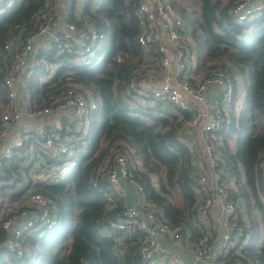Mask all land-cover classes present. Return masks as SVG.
I'll use <instances>...</instances> for the list:
<instances>
[{
	"label": "trees",
	"instance_id": "1",
	"mask_svg": "<svg viewBox=\"0 0 264 264\" xmlns=\"http://www.w3.org/2000/svg\"><path fill=\"white\" fill-rule=\"evenodd\" d=\"M140 1L88 0L82 17L75 15L74 6L69 19L81 26L87 18L106 33L102 60L58 65L72 56L55 49L40 53L42 59L29 84L33 109L49 105L52 96L65 90L68 77L92 92L99 109L92 120L88 152L65 181H40L31 164L23 166L27 146L4 161L0 171V264H143L139 248L145 234L132 226L111 225L124 219L128 199L103 174L99 185L93 184L98 169L113 157L117 143L122 145L131 178L143 185L148 202L162 212V220L179 229V239L189 238L196 248L212 243L198 216L202 200L193 161L201 147L193 146L188 132L191 113L167 99L139 97L128 90L132 80L142 87L149 80L147 70L159 71L162 58L159 49L146 53L139 42L141 26L136 12ZM172 1L192 25L198 69L222 66L235 85L229 127L218 132L223 141L219 150L222 165L238 187L237 192L230 190V198L245 204L247 216L237 207L244 245L237 242L226 263L264 264V11L251 21L238 23L231 13L238 0H196L191 4L200 6V16L190 20L179 2ZM54 5L55 0L0 1V132L1 114L9 103L4 77L13 59L5 54L4 46L15 36L25 38L36 31L44 21L43 14ZM53 65V76L44 81ZM238 75L243 78L242 91ZM35 191L54 199L57 225L27 233L22 240L27 251L20 256L5 245L9 232L4 223L13 213L2 215L1 209L6 201L12 203Z\"/></svg>",
	"mask_w": 264,
	"mask_h": 264
},
{
	"label": "built area",
	"instance_id": "2",
	"mask_svg": "<svg viewBox=\"0 0 264 264\" xmlns=\"http://www.w3.org/2000/svg\"><path fill=\"white\" fill-rule=\"evenodd\" d=\"M69 1L72 11L75 6V15L82 17L88 0ZM263 11L264 0H238L231 8L238 23L251 21ZM57 14L54 5V9L50 8L43 14L44 21L36 31L29 32L25 38L15 36L4 46L5 54L11 55L13 59L4 77L9 103L1 114L0 132V171L6 159L27 146L23 155L32 159H26L23 166L25 163L31 164L34 175L40 181L54 184L65 181L80 163L83 150L89 144L92 120L99 109V102L89 89L81 88L80 84L68 77L65 90L52 96L49 105L33 109L29 84L35 65L42 59L40 53L52 49L72 56L63 59L58 65L89 64L95 59L104 58L106 45V33L87 18L78 26L69 19L70 16L61 23ZM136 14L141 26L138 37L140 44L146 53L159 49L162 58L158 63L159 71L151 67L147 70L149 80L142 87L132 80L128 90L139 97L167 99L182 111L191 113L187 126L192 135L195 126L200 125L204 153L200 152L196 160L198 163L205 156L209 164L199 169L198 173L194 170L199 183L197 191H205L200 212L209 214L215 206L214 196L209 193L213 182L220 216L231 231L222 238L218 256L209 258V262L225 264L228 261L226 256L237 244L236 239L233 240L232 231H238L244 236V227L236 213L237 204L230 198L228 183L220 173L223 165L218 132L227 129L231 121L234 82L222 66L207 71L198 69L199 58L192 49V25L172 0H141ZM33 59L36 60L35 65L31 64ZM50 67L48 70L51 73L43 78L44 81L53 76L56 66ZM238 78L239 75L237 81ZM113 149V157H108L107 165L98 169V177L93 184L98 186L99 175L103 174L112 187L122 194L124 179L133 183L141 196L138 204L129 202L126 205L123 220L112 222L111 225L118 228L132 226L145 234L139 248L143 264H196L172 252L164 243V238H181L179 229L170 227L162 220V212L155 204L148 202L143 185L131 178L122 145L117 143ZM209 172L214 173L213 180ZM57 210L51 196L37 191L26 193L20 209H14L13 216L4 223L9 232L5 245L23 256L27 251L22 241L24 236L34 228L57 225ZM208 253L209 250L204 246L197 248L199 259L210 257ZM226 264L240 263L231 261Z\"/></svg>",
	"mask_w": 264,
	"mask_h": 264
},
{
	"label": "crops",
	"instance_id": "3",
	"mask_svg": "<svg viewBox=\"0 0 264 264\" xmlns=\"http://www.w3.org/2000/svg\"><path fill=\"white\" fill-rule=\"evenodd\" d=\"M55 6L57 7V10L59 12L58 17H59L60 22L64 23L65 21H67V18L70 16V14L72 12L70 1L69 0H58L55 3ZM238 79H239V81H241L240 84L242 87L240 88V90L242 91V90H244V87L242 84L243 78H242V76L239 75ZM13 131H14V129H12V132ZM200 147H201V151H202L203 150V142H201L199 144V148ZM201 153L203 154V152H201ZM207 161H208V159L204 156V158L201 159L197 163L198 169L208 167L209 164L207 163ZM209 173H210V179L212 178V180H213L214 173L213 172H209ZM220 173L222 175V178L227 181L229 190L237 192L238 187L236 185V181L233 178V176L229 173L228 169L223 166L220 170ZM121 190H122V195L125 198H127L130 203L138 204V202H140L139 198H140L141 194L138 192V190L135 188V186H133L130 182L123 179ZM210 191L211 192H209V193L214 196L215 206L210 211L207 218H203V216L201 215V212L198 215V216H200L202 223L205 225V227L208 231V236L210 235L212 237V243L206 242L205 244H203V246L205 248H207V250H209L208 254L210 257L204 256V257L199 259L197 257V248L195 247L196 246L195 242H193V244L191 245L192 242L187 237L185 239L183 238L182 240L181 239H178V240H170L169 239L168 240L166 238L163 239L164 243L169 247V249L172 252H176L177 254L182 255L186 260H189L190 262H195L196 264H210L209 258H216L218 256L217 253L219 251V246H220V243L222 241V238L224 237V235L227 232L231 231V229H229L225 225L224 220L220 216V212L218 209L219 201H218L217 196L214 192L213 182H212V189L210 188ZM198 193H199V198L203 201V197L205 196V191L202 190L201 192H198ZM202 201H201V204H202ZM236 204H237V207L241 206L240 205L241 203H239V201H237ZM241 209H242L241 214L243 213V217L246 218L247 215H246L245 204L241 206ZM188 232H189L188 237H191V234H192L191 229H188ZM232 234H234L236 242H239L241 240V244L244 245L243 239H242L243 235H241L240 233L235 234L234 231H232ZM244 243H245V241H244Z\"/></svg>",
	"mask_w": 264,
	"mask_h": 264
},
{
	"label": "rangeland",
	"instance_id": "4",
	"mask_svg": "<svg viewBox=\"0 0 264 264\" xmlns=\"http://www.w3.org/2000/svg\"><path fill=\"white\" fill-rule=\"evenodd\" d=\"M178 2H179V5H180V7L181 8H184L186 11H187V17L190 19V20H194L195 18H198L199 16H200V6L199 5H192L191 3H197V1L196 0H177ZM57 2V1H56ZM55 2V3H56ZM51 9H54V6L53 7H51ZM55 12H56V10H55ZM58 14H59V12H58ZM57 14V15H58ZM56 15V16H57ZM31 64L32 65H35L36 64V60L35 59H33L32 61H31ZM55 68L56 67H54V70H55ZM44 78V77H43ZM236 110L237 111H239V102H237V104H236ZM190 138H191V140H192V142H193V146L194 147H198L199 146V144L201 143V142H203V136L201 135V132H200V125L198 124V125H196L195 126V130H194V134L192 135V133L190 134ZM190 145H191V142L189 143ZM221 145H223V141L220 139V141H219V146H221ZM83 152L85 153V152H88V149H84L83 150ZM201 152H203L204 153V142H203V150L201 151ZM32 159V158H31ZM30 158H29V156H28V158H27V160H31ZM193 163H194V170H195V172H199V169H198V167H197V160L195 161H193ZM75 169V168H74ZM73 169V170H74ZM73 172V171H72ZM71 172V173H72ZM123 196V195H122ZM23 197H24V195H20L18 198H16V200L15 201H13L12 203H11V201H6L5 202V204L3 205V207H2V209H1V212H2V215H4L5 213H11L14 209L15 210H18V209H20V204H21V202L23 201ZM9 200V199H8ZM204 201V200H203ZM201 215L203 216V218H207V216H208V213L207 214H202V212H201ZM176 240V239H175Z\"/></svg>",
	"mask_w": 264,
	"mask_h": 264
}]
</instances>
